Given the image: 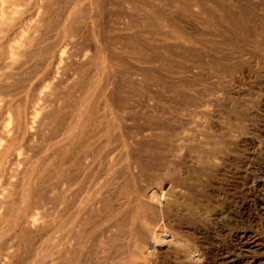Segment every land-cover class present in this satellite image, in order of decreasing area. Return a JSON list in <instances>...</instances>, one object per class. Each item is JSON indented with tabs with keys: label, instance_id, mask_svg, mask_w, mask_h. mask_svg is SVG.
<instances>
[{
	"label": "bare ground",
	"instance_id": "1",
	"mask_svg": "<svg viewBox=\"0 0 264 264\" xmlns=\"http://www.w3.org/2000/svg\"><path fill=\"white\" fill-rule=\"evenodd\" d=\"M86 1L89 2L90 9L92 10V14L90 17L92 18V20L94 19L96 21V22H94L93 27H95V28L97 27V29H94L93 32L91 31V27H90V32L93 33V36L90 35V37L92 36L93 37L92 39H94L97 42L95 44V46L97 47L99 54H101L103 56V63H104L105 69H109V68L111 69L112 65L114 64L113 63V57L117 54L118 49L116 50V54L112 55V49H111L110 45L105 42V40H104L105 38L102 39V36L104 35V32H103L104 28L102 29V27H103L102 25H104V23H106L105 22L106 21V19H105L106 15H103V13H101V12L98 13V6H99V9H100V7L104 8L106 3L111 5V4L115 3V0H86ZM125 1H127V0H125ZM182 1L185 2L184 0H182ZM182 1L179 2V3H181L180 4L181 6H183ZM213 1H216V0H213ZM56 2L59 4V0L58 1L57 0H36L35 12L33 15L31 14V16L28 17V16H25V14H26V12L28 13L29 8L31 7V5H33L32 0H0V118H2V116L5 115V117H3L4 132L2 134V137L0 138V264H243L244 263L243 258L235 257V256H233L232 252L227 251L230 248V246H232V244L234 243L235 240H237V239L240 240L241 247H242L241 249H249L250 251L252 250V251H255L256 253L264 250V240L262 238H258L257 240H254L253 242H251V241L249 242L247 240L248 231H249V230L247 231V228L239 227V228H242L243 230L246 229L244 231H241V233H238L239 228L237 229V233L230 231L231 221L233 220L232 217H234L235 215L239 219H241L242 222H245L246 225H247V222H249V224H250V220L253 219L251 217V205H252L253 199L251 200L252 195L250 194L252 189H250V191L245 189V186H244L245 183L243 182L244 185L240 188V190L233 193L234 190L231 189L233 186L232 185L233 182L231 183V181H230L232 179V177L230 179L229 176L227 175L228 170H227L226 164H222V162H221L222 165L218 164L216 161L218 156L216 157L214 152H212L211 150H203L201 152V153H203L202 155H201V153H197V148L194 147V145L190 144L189 139L186 138L188 136L187 132L192 131V128L190 126L192 124V122L189 121L190 119L184 120L182 118V120H179V121H182L181 130H183V132L185 134V137L183 139H181L182 143L184 142V144L175 148V150L167 149V150H160V152H157L159 154L156 156V159L149 163L150 165H152V172L154 175L152 176L151 174H149L147 177V172L145 171V169L143 167L145 165L142 164L140 161L141 158H143L142 151L144 149L139 150V148H142V147L137 148L138 147L137 145H134V144L131 145L130 144V147H127V148L125 147V149H122V148L121 149H117V148H105V149H103L104 148L103 147L102 148L103 150H102L100 148V147H102L100 142L102 141L103 138L109 137V135L111 133H113V135L115 136V133L117 132L116 129L121 130V122L123 120V118L121 116V110L124 106H121V104L119 103L121 101V98H119L120 101L118 102V99H117L118 97L112 89H109L106 92L103 91L105 93L103 94L104 95L103 98L101 95L102 99L99 98V100H98V98H97L98 95L96 98L93 99V97H91V92H90L91 89L86 91V89L89 87H87V88L82 87V85L84 84V81L82 78V82H83L82 85H80V83L77 82L74 86H71V85L66 86L69 83L68 84L64 83V84H66L65 85L66 87L62 86L65 89L61 92L60 95L58 94L59 97H58V95L54 96V97L57 96V98L59 99L58 103H55L53 101L54 104L52 106L47 105V104H51V103H49L48 100H50V99H48V97L46 96L47 99L45 102H48L46 105L50 106L49 108L45 107L46 106L45 105L44 108H41L39 110L30 109L28 106L29 101L28 100H22L23 98L18 100V101H13V100L8 101L9 98L15 97L14 96L15 95V89H16L15 81L22 77V75L24 74V71L26 70V67L28 66V62L32 57H35V56H36V58L38 57L39 62L40 61H44V62L47 61V63H49L48 59H50L52 52H54L53 49H55L54 47L57 44L55 42H51V39L53 37L54 32L55 31L57 32V30H58V28L56 29V27L54 25V27L56 29L54 31L53 24H52V20H53L52 18L54 16V13L56 12L55 10L57 9V8L56 9L54 8L57 5ZM165 2L166 1H164L162 3H165ZM168 2L170 3L169 0H168ZM172 2H173V0H172ZM177 2H178V0H177ZM188 2H187V5L189 6L190 5L189 3H191L190 6L192 7V2H189V3ZM211 2H212V0H211ZM228 2H230V1H228ZM76 3L78 4V2H76ZM132 3H134V2L132 1ZM66 4H67V2H66ZM154 4L155 3H153V5ZM166 4H168V3H165V5ZM196 4H201V3H196ZM232 4H234V3H232ZM240 4H242V3H240ZM138 5H140V4H138ZM113 6H115V5H113ZM134 6H136V5H134ZM83 7L86 8L87 6H83ZM136 7H138V6H136ZM172 7H174V6H172ZM234 7H232V8L234 9ZM68 8H70V6H68ZM95 8H97L96 12L93 11V9L95 10ZM109 8H111V6ZM118 8H119V5H118ZM156 8H159V7H156ZM156 8H154V10H156ZM161 8H162V4H161ZM165 8H166V6H165ZM170 8H171V6H170ZM170 8L168 7V9H170ZM184 8H185V6H184ZM196 8H197V5H196ZM207 8H206V10H207ZM214 8H219V7H214ZM222 8L223 7L221 6V9ZM71 9H72V7H71ZM132 9H135V8L133 7ZM230 9H231V7H230ZM78 10H80V9H78ZM78 10L74 8V10L68 14L66 21H65V24H63L64 26L62 27V29H60L61 32H59V37L62 36V38H59V39H60V41L62 39L61 42L66 41V43H67L68 41H70L71 38L69 36L74 35V30H76L77 29L76 27L80 24V17H82V16ZM177 10H179V8ZM222 10H224V9H222ZM196 11H198V8ZM66 12H69V11H66ZM124 12L125 11H123V13ZM142 12H141V14L145 17L144 11H142ZM187 12H188V10H187ZM237 12H239V11H237ZM237 12L235 13V11H234L233 13L237 14ZM88 13H89V11H88ZM200 13H201V11H200ZM203 13H204V15H208L207 13L205 14V12H203ZM203 13H201L202 16H203ZM222 13L224 14V13H229V12L223 11ZM222 13H219V14H222ZM84 14H85V12H84ZM84 14H83V16H84ZM112 14H108V15H110V17H111ZM157 14H158V17H157L158 20H156V22L158 23L160 18H159V13H157ZM157 14H155V15H157ZM161 14H163V13H161ZM60 15H62V13ZM124 15L126 16V14H124ZM192 15H193V12H192ZM195 15H196V13H195ZM198 15H199V13H198ZM131 16L132 15L130 14V17ZM174 16H177V15H174ZM181 16H182V13H181ZM237 16H238V14H237ZM63 17L61 19L64 20L65 18H63ZM135 17H137V16H135ZM153 17H154V15H153ZM163 17H164V15H163ZM165 17H166V15H165ZM208 17H209V15H208ZM214 17H216V16H214ZM221 17H223V16H221ZM229 17H232V16L229 15ZM126 18H128L127 25L129 26V22L131 19H129V17H126ZM145 18H147V17H145ZM177 18H179V17H177ZM177 18H175V19H177ZM198 18H195V19L197 20ZM225 18L223 17V19H225ZM85 19H84V22H85ZM208 19H210V18H208ZM208 19H207V22H208ZM60 20H59V23H63V20L61 22H60ZM109 20H107V22ZM115 20H117V19H115ZM188 20H190V19H188ZM196 20H194V21H196ZM199 20H201V19H199ZM225 20H228V16ZM229 20H230V18H229ZM232 20L233 19H231V22H232ZM57 21H56V23H58ZM87 21H89V20H87ZM122 21L124 23L125 19ZM143 21H144V18H143ZM210 21L211 20H209V22ZM82 22L83 21H81V24H82ZM121 22L119 24H121ZM135 22H133L132 24H134ZM162 22H164V21L162 20ZM162 22L160 21L161 25H162ZM175 22L176 21H174V23ZM207 22H205V24ZM136 23H138V22H136ZM149 23L150 24L152 23V25H154L150 19H149ZM154 23H155V21H154ZM177 23H175V24H177ZM234 23H236V22H234ZM81 24L79 26H82V28H83V25H85V24H83V25H81ZM90 24H92V22ZM109 24H110V22H109ZM109 24H108V26H109ZM112 24L113 23H111V25ZM140 24L142 25V23L137 24L139 28L144 26L143 25L140 27L139 26ZM165 24H168V23H165ZM165 24H163V26H165ZM116 25L118 26V24H116ZM186 25H187V23H186ZM123 26H124V24H123ZM146 26H144L143 28L147 29V28H145ZM205 26H206V28L208 27L207 25H205ZM211 26H213V24H211ZM120 27H121V25H120ZM170 27L171 26H169L168 29H170ZM184 27H182V28H184ZM192 27H194V26H192ZM87 28H89V27L87 26ZM189 28L191 31L192 30L191 27H189ZM208 28H210V27H208ZM212 28L214 29V27H212ZM228 28H229V26H228ZM111 29L109 28V30H111ZM158 29L160 31H162L161 29H164V28H161V29L158 28ZM186 29H188V28H186ZM193 29L196 30V28H193ZM204 29H205V27H204ZM126 30H128V28ZM147 30H150V29H147ZM177 30H179V29H177ZM177 30H175V32ZM226 30H227V28H226ZM113 31H116V28ZM151 31L153 32V30H151ZM170 31H171V29H170ZM188 31H189V29H188ZM202 31H204V30H202ZM83 32H87L86 29L83 30ZM106 32H107V30H106ZM118 32H119V30H118ZM121 32L123 33V30H121ZM183 32H184V30H183ZM185 32H187V31H185ZM220 32L222 33V31H220ZM60 33H61V35H60ZM116 33H117V31H116ZM153 33H155L154 36L159 35L155 31ZM153 33H150V34H153ZM180 33H182V31ZM79 34L77 33L78 36H80ZM224 34H225V32H224ZM227 34L232 36V34L231 33L229 34V32ZM162 35L163 34H161V36ZM225 36L227 37V35H225ZM68 37L70 38V40H68L69 39ZM108 37H110V34ZM120 37H121V35H120ZM193 37L195 38L196 36L193 35L191 37L192 40H193ZM167 38L169 39L170 37H167ZM173 38H175L174 40L177 41L176 44L175 43L174 44L178 45L180 50L185 49V46H186L188 41H192V40L187 41V39H185L186 37L184 38V36L180 37V38H176V37H173ZM252 38H254V37H252ZM53 39H55V38H53ZM72 40H74L73 37H72ZM139 40H140V38H139ZM143 40H145V39H143ZM89 41H91L90 38L88 39V44H89ZM110 41L112 43H114L112 40H110ZM127 41H128V39H127ZM159 41H160V39H159ZM164 41H166V40H164ZM171 41H172V39H171ZM72 42H74V41H72ZM143 42H142V44H144ZM149 42L152 44L151 41H149ZM135 43H137V42H135ZM159 43L161 44L162 41ZM190 43L193 44V41ZM137 44H135L136 47H137ZM69 45H70V43H69ZM75 45H77V44H74V46ZM153 45H155V43ZM59 46H60V44H59ZM132 46H133V44H132ZM138 46H140V45L138 44ZM127 47H125V48L127 49ZM189 48L192 49V47H190V46H189ZM76 49H78V48L76 47ZM131 49H133V48H131ZM143 49H144V47H143ZM143 49H141V50H143ZM170 49L173 50L174 48H170ZM119 50H121V49H119ZM148 50H150V49H148ZM151 50H153V49H151ZM168 50L169 49H167V51ZM176 50H177V48H176ZM228 50H230V49H228ZM61 51H64V49ZM124 51H126V50H124ZM145 51H147V50H145ZM145 51H143L144 54L146 53ZM181 51H183V50H181ZM59 52H60V50H59ZM67 52H68V49H67ZM98 52H97V54L95 52H93V53L98 55ZM135 52H136V50H135ZM153 52H155V51H153ZM232 52H233V50H232ZM93 53H91V51H90L89 54L91 55ZM156 53H158V51ZM185 53L186 52H184V54ZM123 54H127V53L124 52ZM170 54L171 53H169V56H170ZM178 54H180V53L178 52ZM134 55H136V54H134ZM166 55H167V53H166ZM175 55H176V53H175ZM215 55H216V52H215ZM57 56H59V55H57ZM64 56H66V55H65V53L63 54V52H62L60 58L63 59ZM102 56H101V59H102ZM145 56H147V53ZM66 57H68V56H66ZM77 57H78V54H77ZM84 57L85 56H83L82 61L84 60ZM94 57L96 58V56H94ZM51 58H53V57H51ZM78 58H80V57H78ZM152 58H154V57H151V59ZM57 59L59 60V62H61L60 61L61 59H59V57ZM68 59H71V58H68ZM87 59L88 58H86L85 61H87V63L90 64L89 62L91 60H89V59L87 60ZM160 59L161 58H159V60ZM33 60H34V58H33ZM36 60H35V62H36ZM66 60H65V62H66ZM134 60L135 59H133V61ZM68 61L69 60H67V62ZM75 61H76V59H75ZM136 61H138V60H136ZM153 61H151V62L153 63ZM161 61L158 63H161ZM164 61L165 60H163L162 63ZM167 61H169V60H167ZM172 61H174V60H172ZM172 61H171V64H172ZM183 61H185V60H183ZM187 61H185V62H187ZM55 62H58V61L56 60ZM98 62H101V61L98 59ZM31 63H32V61H31ZM83 63H84V61L80 65L76 63V65L81 66L78 69H79V72L82 74H84L83 72L85 71L83 69H85V67L87 66V65L86 66L83 65ZM141 63H144V62H141ZM147 63H150V62L147 61ZM164 63H166V62H164ZM169 63H168L167 67H169V65H170ZM65 64L63 61V66ZM180 64H181V62H180ZM186 64L187 63H185V65ZM48 65H50V64H48ZM99 65H101V64H99ZM99 65L96 67L100 68ZM162 65L164 66V64H162ZM175 65H173L174 69H175ZM29 66L27 68H29ZM35 66H36V64H35ZM63 66L61 65L60 69H59V67L57 69H59L60 71L61 70L64 71L65 70L64 68L66 66H64V68H63ZM74 66H75V64H74ZM82 66H84V68ZM102 66H103V64H102ZM163 66L160 65V68ZM171 66H170V69H172ZM182 66H183V64H182ZM182 66L179 65V67H182ZM46 67L48 68V66H46ZM67 67H70V66L68 65ZM121 67H122V65H121ZM89 68H87V69H89ZM97 68L94 70V72L96 70L97 71L99 70ZM123 68H124V65H123ZM182 68H180V69L178 68L179 71H181ZM67 69H69V68H67ZM72 69H74V67L71 68V70ZM78 69H77V71H78ZM165 69H167V68H165ZM184 69H187V68H184ZM28 70L29 69H27L26 71H28ZM199 70H200V68H199ZM26 71H25V73H29ZM90 71L92 74L93 70H90ZM134 71L138 72V70H134ZM192 71H194V70L192 69ZM99 72H100V70H99ZM181 72H183V71H181ZM187 72H189V71H187ZM31 73H32V71H30V74ZM59 73L61 74L62 72H59ZM120 73H122V72H120ZM138 73H142V72H138ZM72 74H74V72H72ZM88 74H90V73H88ZM133 74L137 75L135 73H133ZM162 74H163V76L161 74L159 75L161 78L164 77V75H165L164 73H162ZM172 74L173 73H171V75ZM190 74H191V72H190ZM57 75H58V72H57ZM74 75H76V74H74ZM96 75H99V74L96 73ZM166 75H167V73H166ZM169 75H167V76H169ZM187 75H188V73H187ZM195 75L196 74H194V76ZM67 76H69L68 73H67ZM77 76H78V80L81 81L79 78L80 76L79 75H77ZM75 77L73 76V78H75ZM112 77H115V76L112 75ZM198 77H199V75H198ZM203 77L204 76H202V78ZM208 77H210V76H208ZM69 78L70 77H68L67 79H69ZM88 78L91 79V81L93 80L90 77H88ZM22 79H24V78H22ZM63 79H65V78H63ZM84 79L86 80L85 77H84ZM145 79H146V77H145ZM173 79H171V80H173ZM59 80L60 79L58 78L57 81H59ZM106 80H107V78H106ZM116 80L118 81V79H116ZM183 80L187 81L188 79L187 80L183 79ZM57 81H56V83H57ZM88 81L89 82L87 83V80H86L85 85L86 84L90 85L89 84L90 80H88ZM102 81H105V80L103 79ZM120 81H121V79H120ZM180 81H181V79H180ZM196 81H198V80H196ZM202 81H203V79H202ZM41 82H38V83H40V85H41ZM63 82H66V80L65 81L63 80ZM71 82H73V80ZM51 83H53V82H51ZM54 83H55V81H54ZM93 83H96V82H93ZM159 83L160 82H158V84ZM170 83H172V82H170ZM191 83H192V81H191ZM62 84L63 83H61V85ZM70 84H72V83H70ZM105 84H106V82H105ZM117 84H118V82H117ZM135 84H136V82H135ZM193 84H191V86ZM40 85H39V87H40ZM50 85L51 84L48 85L46 83V85H44V86L46 88H48V90L50 91V89H51ZM59 85H60V83H59ZM88 85H86V86H88ZM106 85H108V84H106ZM122 85H123V83H122ZM160 85H161V83H160ZM160 85H159V87H161ZM166 85H169V84H166ZM177 85H178V82H177ZM35 86L38 87V85H36V84H35ZM53 86H54V84H53ZM126 86L127 85H125L124 87H126ZM137 86H136V88H138ZM197 86H198V84H197ZM199 86H201V85H199ZM49 87H50V89H49ZM118 87H119V85H118ZM124 87H123V89H124ZM155 87L156 86H154L153 89H155ZM181 87H183V86H181ZM185 87H187V86H185ZM185 87L183 89V94H182L183 98L180 97L182 101L180 100L178 103L174 101L175 102L174 105L177 106L180 114L184 111L186 112V111L190 110L191 109L190 107H192V106H193V108H196L195 110H198L197 107H199L202 104L199 102V100L195 101L194 103L192 102V104H190L191 103L190 100H188L184 94V93H186ZM188 87L190 88L189 85H188ZM193 87L194 86H192V88ZM36 88H35V90H37ZM102 88H104V87H102ZM134 88L132 90H135ZM207 88H209V87H207ZM32 89H33V87H32ZM84 89H85V91H84ZM120 89L122 90L121 87H120ZM126 89L128 90V88H126ZM168 89L171 90V88H168ZM211 89H212V87H211ZM222 89H223V87H222ZM20 90H21V88H20ZM129 90H131V89H129ZM164 90L166 91V89H164ZM164 90H163V92H164ZM56 91H59V90H56ZM98 91L100 92V90H98ZM160 91L162 92V90H160ZM116 92H118V91H116ZM122 92H123V90H122ZM42 93H43V91H41V94ZM44 93H46V92H44ZM47 93H48V91H47ZM133 93L134 92H132V94ZM139 93H141V92H138L137 94H139ZM173 93H176V92H173ZM54 94L55 93H53V95ZM158 94L160 95V93H158ZM188 94L189 93H187V95ZM93 95H94V93H93ZM189 95H188V97L192 96V95L191 96H189ZM132 96H134V95H132ZM162 96H163V93H161V97ZM164 96H166V94ZM178 96H180V95H178ZM33 97L30 99L34 100ZM43 97H45V96H43ZM43 97H41V100H43L42 99ZM49 97H51V96H49ZM54 97H52V98L54 99ZM167 97H169V96H167ZM141 98L143 99V97H141ZM176 98H177V96H176ZM176 98H175V100H178ZM205 98H206V96H205ZM151 99H152V97H151ZM171 99H172V97H171ZM191 99H193V98H191ZM95 100H98V101H95ZM124 101H126V100H124ZM30 102H31V100H30ZM35 102H36V99H35ZM35 102H34V104H35ZM45 102H44V104H45ZM208 102H211V101H208ZM44 104L39 105V106L43 107ZM126 104L128 105V102ZM140 104H141V102H140ZM165 104H166V102H165ZM171 105L172 104H170V106ZM151 107H152V104H151ZM156 107L154 106V108H155L153 110L154 112L157 111ZM127 110H129V108ZM161 110H162V107H161ZM165 110H167V109H164V111ZM141 111H143V110H141ZM143 112L145 113V109ZM150 112L152 114H154V112H152V111H149L147 113H150ZM151 113H150V115H151ZM195 113H197V112H195ZM155 114H156V112H155ZM150 115H148V116H150ZM158 115H159V112H158ZM158 115H157V118H158ZM167 115L168 114L166 113V116ZM207 115H208V113H207ZM130 117H132V116H130ZM133 117H135V115ZM160 117H161V114H160ZM196 117L198 118V116H196ZM172 118H173V115H172ZM127 119H129V118H127ZM131 119H129L130 122H132ZM134 119H136V118H134ZM176 119H178V118H176ZM185 119H188V118L186 117ZM140 121H141V119H140ZM164 121H166V120H164ZM155 122H157V121H155ZM136 123H137V121H135V124ZM143 124H144V122H143ZM147 124H150V123H147ZM151 125L153 127L155 124L154 125L151 124ZM160 126H163V125L161 124ZM189 126H190V128H189ZM193 126H194L193 132H196V135H197V133H200L201 136H205V134H206L205 131H206L207 127H204V126L198 125V124H194ZM144 127H145V125H144ZM177 128L175 130H177ZM143 129H145V128H143ZM156 129H158V126ZM173 129H171V130H173ZM212 129H213L212 131H214L213 127H212ZM125 130H127V129H125ZM178 130H179V128H178ZM181 130H180V132H181ZM146 132H149V131H147V129H146ZM164 132H165V130H164ZM173 133H175V132H173ZM158 135H160V134H158ZM161 135H162V133H161ZM209 135H207V136H209ZM155 136H157L156 132H155ZM157 137H159V136H157ZM118 138L119 137H117V139H115V137H114L113 139L117 140V142H118ZM167 138H169V136ZM110 139L111 138H109V140H108L109 144L112 141V140L110 141ZM193 139H191V140H193ZM201 139H202V137H201ZM115 140H114V142H115ZM129 140L131 141V139H129ZM172 140L174 141V139H172ZM153 141H154V139H153ZM131 142H133V141H131ZM163 142H165V140ZM175 142H176V140H175ZM193 142H195V140ZM203 143H202V145H203ZM207 143H209V142H207ZM214 143H216V141ZM121 144H122V140H121ZM135 144H137V143H135ZM105 145H106V143H105ZM116 145H118V144H116ZM167 145H169V144H167ZM45 146H47V149ZM119 146H118V148H119ZM42 147L45 148L42 150V152H44L43 153L44 155L43 156L41 155L42 157L39 160H37L38 162H35L34 164L32 163L33 165L29 166L32 158H34V157H36V155H38L37 152ZM214 147H215V145H214ZM37 149H38V151H37ZM149 149H150V147L148 146V149L146 148V150L148 151ZM202 149H204V148L202 147ZM219 149L217 151H222ZM151 150H153V148ZM154 150H155V148H154ZM200 150H201V148H200ZM212 150H214V149L212 148ZM16 152H19L18 153L19 158L16 162L14 161L15 164H14V169L12 170L13 172L8 174L7 171L3 169L4 165L6 164L7 159L13 153H16ZM225 159H227V157ZM225 159L223 161H225ZM178 161H180L181 164H178L179 163ZM23 165L24 166L26 165L28 167H27V169H25V171L22 172V171H20V167H22ZM228 166H229V164H228ZM236 171H238V170H236ZM240 174H241V172H240ZM234 179H237V177ZM238 181H241V180H238ZM243 183H241V184H243ZM254 189L255 190H253V191H256V188H254ZM260 191H261V189H260ZM241 221H240V223H241ZM238 222H239V220H238ZM237 224H239V223H237ZM4 240L6 241L5 244L2 242ZM1 246H2V248H3L2 250L4 252L1 251ZM222 248H226L227 253H225V252L222 253V251H223ZM244 253H245V251H244ZM253 263H250V264H253Z\"/></svg>",
	"mask_w": 264,
	"mask_h": 264
},
{
	"label": "rangeland",
	"instance_id": "2",
	"mask_svg": "<svg viewBox=\"0 0 264 264\" xmlns=\"http://www.w3.org/2000/svg\"><path fill=\"white\" fill-rule=\"evenodd\" d=\"M32 1H33V5H31V7L29 8V11L27 10L28 13L26 12L25 16L30 17L31 14L33 15L34 12H35L36 0H32ZM83 1L82 0L81 1L80 0H61V1L59 0V4L56 2L58 6L56 5V7H54L55 9L56 8L57 9L55 10L56 12L54 11L55 12L54 13L55 17L53 16V18H52L53 19L52 20V24H53L54 31L57 28H58V30H57V32L56 31L54 32L53 37L51 39V42L57 43L55 45V47H54L55 49H53L54 52H52L53 56L51 55V57H53V58L50 57V59H48L49 63H47V61L46 62H44V61H40L39 62L38 61V57L36 58V56L32 57L29 60V62H28V66L30 65L29 68H27L28 66L26 67V70L27 69H29V70L28 71L25 70L26 72H29V73H25V71H24V74H23L24 76L22 75V77L20 79L16 80L17 82L15 81V85H16L15 95H14L15 97L9 98L8 101L9 100L10 101L11 100L18 101V100L23 98L22 100H28L29 101L28 102L29 103L28 106H29L30 109L39 110L41 108H44V106L48 103V102H45L47 97H48V99L51 100V101L48 100L49 103H51V104H47V105H51L52 106L54 104L53 101L55 103H58L59 99L57 98V96L56 97H54V96L58 95V94L59 95L61 94V92L65 89L62 86H65L68 83L69 84L66 85V86H69V85L74 86L77 82L80 83V85H82V83H83L82 82V78H83V81H84V84H83L84 86L82 85V87L83 88L84 87H86V88L89 87L87 89L85 88L86 91L91 89L90 92H91V97H93V99L96 98L97 95H98V97H97L98 100H99V98H101V95H102V98H103L104 97L103 94L107 90L112 89L116 93V95L118 97L117 98L118 102L120 101L119 98H121V101L123 102L122 103L120 101L119 103L121 104V106H124L122 108V110H121V116H122L124 121L122 120V122H121V130H117L116 129L117 132L115 133V136L113 135V133H111L112 135L110 134L109 137H106V138L102 139V141L100 142L102 147H100V148L102 149L104 147L103 149H105V148H117V149H121L122 148V149H125V147L126 148L130 147V144L131 145H133V144L137 145L138 146L137 148L142 147V148H139V150L140 149L141 150L144 149L142 151L143 158H141L140 161H141L142 164L145 165L143 167H144L145 171L147 172V177H148L149 174H151L152 176L154 175L153 172H152V165H150L149 163L156 159V156L159 154L157 152H160V150H167V149L175 150V148H177V147H179V146L184 144V142L182 143L181 139H183L185 137V134H184L183 130H181L182 121H179V120H182V118L184 120H189L190 119L189 121L192 122V124L190 125L191 128H192V131L191 132H187L188 136L186 138L189 139L190 144L194 145V147L197 148V153H201L203 150H211L212 152H214L216 157L218 156L217 159L220 161L219 162L216 159L218 164H220V165L226 164L227 170H228V174L227 175L229 176L230 179L232 177V179L230 181H231V183L233 182L232 183L233 186L231 188L232 190H234L233 193L236 192V191H239L240 188L244 185V183H245V185H244L245 189H247L248 191H250V189H252V191H251L252 193L250 192V194L252 196L251 195L250 196H251V200L253 199L252 201L254 202L253 203L251 201L252 202V205H251V217L253 219L250 220V224H249V222H247V225H246L245 222H242L241 219H239L235 215L234 217H232L233 220L231 221L230 231L234 232V233H237V229L239 227H245V228H247V231L249 230L248 231V236H247V240L249 242L250 241L253 242L254 240H257L258 238H262L264 240V185H263L264 184V0H233V1L232 0H227V1L226 0H216V1L212 0V2H211V0H184L185 2H183L182 0H178V2H177V0H173V2H172V0H169L170 3L168 2V0H162V1L161 0H155V1L154 0H147V1L146 0H141V1L140 0H137V1L136 0H131V1L129 0L130 2L128 0H127L128 2L125 1V0H117V1L115 0V3H113V4L110 3L111 5L106 3L104 8L100 7V9H99V6H98V13L101 12V13H103V15H106L105 16L106 21L104 20L106 23H104V25H102L103 26L102 29L104 28L103 29L104 35L102 36V39L105 38L104 39L105 42L110 45V47L112 49V55L116 54V50L118 49L117 50V54L113 57V63L114 64L112 65L111 69L110 68L109 69H105L104 63H103V56L101 54H99V52L97 50V47L95 46V44L97 42L94 39H92L93 38L92 37L93 33L90 32V27H91V31L92 32L94 31V29H97V27L96 28L93 27V24L96 21L94 19L92 20V18L90 17L91 14H92V10L90 9L89 2L86 1V0L84 2ZM132 1L134 3H132ZM164 1H166L165 3H168L171 6V8H170V6L168 4L165 5V3H162ZM181 1H182V5L183 6H181L180 5L181 3H179ZM186 1L187 2L188 1L192 2V7L193 8L190 6L191 3L188 2L190 4L188 6ZM228 1H230V2H228ZM66 2H67V4H66ZM76 2H78V4ZM153 3H155V4L153 5ZM196 3H201V4H196ZM232 3H234V4H232ZM240 3H242V4H240ZM138 4H140V5H138ZM156 4L157 5L159 4V5L157 6ZM161 4H162V8H161ZM113 5H115V6H113ZM118 5H119V8H118ZM134 5H136L138 7H136ZM196 5H197V8H198L199 12L196 11L197 10ZM212 5L214 7H219V8H214ZM68 6H70V8H68ZM83 6H87L88 8L86 7L87 8L86 9ZM110 6H111V8H109ZM165 6H166V8H165ZM172 6H174V7H172ZM184 6H185V8H184ZM221 6L223 7L222 9H224V10L221 9ZM71 7H72V9H71ZM131 7L132 8L134 7L135 9H132ZM156 7H159V8H156ZM168 7L170 9H168ZM230 7H231V9H230ZM232 7H234V9ZM74 8L77 9V10L80 9V10H78L81 13V16H82V17H80V24H81V21H83L81 25H83V24H85V25H83V28H82V26H79L80 25L79 24L76 27L77 29L75 28L76 30H74V35H72V36L70 35L69 36L71 38V40L68 37L69 38L68 40H70V41L67 40L68 41L67 43H66V41L61 42L62 39H61V41L59 39V38H62V36L59 37V32H61L60 29H62V27L64 26L63 24H65V21H66V18L68 16V14L70 12H72L74 10ZM154 8H156V10H154ZM176 8L177 9L179 8V10H177ZM206 8H207V10H206ZM187 10H188V12H187ZM66 11H69V12H66ZM88 11H89V13H88ZM93 11L96 12L97 8H95V10L93 9ZM123 11H125V12L123 13ZM142 11H144V15L147 18H145L141 14ZM200 11H201V13H203V12H205V14L207 13L209 15V17H208V15H204V13H203V16H202ZM223 11L224 12H229V13H224L223 14L222 13ZM234 11H235V13L237 11H239V12H237V14H238V16L239 15L240 16L238 17L237 14L233 13ZM84 12H85V14H84ZM192 12H193L194 16L192 15ZM194 12L196 13V15H195ZM61 13H62V15H60ZM82 13L84 14V16H83ZM150 13L151 14L153 13V14L151 15ZM157 13H159V18L161 19V20L159 19L158 23L156 22V20H158V18H157L158 14ZM161 13H163V14H161ZM181 13H182V16H181ZM198 13H199V15H198ZM219 13H222L223 15L219 14ZM108 14H112L111 17ZM124 14H126V16ZM130 14L134 18L132 16L130 17ZM155 14H157V15H155ZM134 15L137 16V17L139 16L140 18L139 17L137 18ZM153 15H154V17H153ZM163 15H164V17H163ZM165 15H166V17H165ZM174 15H177V16H174ZM226 15L228 16V20H225L227 18ZM229 15L232 16L233 18L229 17ZM214 16H216V17H214ZM221 16H223L224 18L226 17V18L223 19V17H221ZM62 17L65 18V19L64 20L61 19ZM126 17H129V19H131L130 22H129V26L127 25L128 18H126ZM177 17H179V18H177ZM207 17L210 18V19H208ZM143 18H144V21H143ZM148 18L151 20V22H153L154 25H152V23L151 24L149 23V19ZM175 18H177V19H175ZM195 18H198V19L196 20ZM229 18H230V20H229ZM84 19H85V22H84ZM115 19H117V20H115ZM124 19H125V22L123 23L122 20H124ZM188 19H190V20H188ZM199 19H201V20H199ZM207 19H208V22H209V20H211L212 22L210 21L208 23ZM231 19H233L232 22H231ZM59 20H60V22L63 20V23H59ZM87 20H89V21H87ZM107 20H109V21L107 22ZM162 20L164 22H162ZM194 20H196V21H194ZM56 21L58 23H56ZM135 21L138 22V23H136ZM154 21H155V23H154ZM160 21L162 22V25L160 24ZM174 21H176L175 23H177V22L178 23L175 24ZM91 22H92V24H90ZM109 22H110V24H109ZM120 22H121V24H119ZM133 22H135V23L132 24ZM205 22H207V23L205 24ZM234 22H236V23H234ZM107 23L109 24V26H108ZM111 23H113V24L115 23V24L111 25ZM139 23H142V25L141 24L139 25L140 27L143 26V25L144 26L147 25L145 28L150 29V30L144 29L143 28L144 26L139 28L138 25H137ZM165 23H168V24H165ZM186 23H187V25H186ZM210 23L213 24V26H211ZM116 24H118V26ZM123 24H124V26H123ZM163 24H165V26H163ZM54 25H55L56 29H55ZM120 25H121V27H120ZM205 25H207L210 28H208V27L206 28ZM87 26L89 28H87ZM169 26H171L170 27L171 31H170V29H168ZM188 26L191 27V29H192L191 31H190V28ZM192 26H194V27H192ZM228 26H229V28H228ZM157 27L160 28V29L164 28L165 30L161 29L162 31H160ZM182 27H184V28H182ZM204 27H205V29H204ZM212 27H214V29ZM109 28L110 29L112 28V29L109 30ZM115 28H116L117 33H116V31H113V30H115ZM127 28H128V30H126ZM176 28L179 29V30H177ZM186 28H188L189 31ZM193 28H196V30H194ZM226 28H227V30H226ZM82 29L83 30L86 29L87 32H83ZM201 29L204 30V31H202ZM106 30H107V32H106ZM118 30H119V32H118ZM121 30H123V33L121 32ZM151 30H153V32L155 31L159 35L154 36L155 33H153ZM175 30H177L176 31L177 33L175 32ZM183 30H184V32H183ZM181 31H182V33H180ZM185 31H187V32H185ZM220 31H222V33ZM76 32L78 34L80 33L79 34L80 36H78ZM149 32L153 33V34H150ZM224 32H225V34H224ZM228 32H229V34L231 33L232 36L228 35L227 34ZM109 34H110V37H108ZM161 34H163L164 36L166 35L167 37H170V38L168 39L166 36H165L166 37L165 38L163 35L161 36ZM60 35H61V33H60ZM90 35H92V36L90 37ZM120 35H121V37H120ZM193 35L196 36L195 37L196 39L193 37V40H192L191 37ZM225 35H227V37ZM87 36L91 39V41H89V44H88V39L89 38ZM183 36H184V38L186 37L185 39H187V41L188 40H192L193 41V44L190 43L192 41H188L186 46H185V49H181L184 52H186L185 54H184L183 51L180 50L178 45H175L177 41H175L174 40L175 38H173V37L180 38V37H183ZM72 37H73L74 40H72ZM252 37H254V38H252ZM53 38H55V39H53ZM139 38H140V40H139ZM127 39H128V41H127ZM143 39H145V40H143ZM159 39H160V41H159ZM171 39H172V41H171ZM110 40H112L114 43H112ZM164 40H166V41H164ZM72 41H74V42H72ZM149 41H151L152 44ZM158 41L159 42L162 41V43L160 44ZM135 42H137L141 47L138 46V44L135 43ZM142 42L144 44H142ZM69 43H70V45H69ZM154 43H155V45H153ZM59 44H60V46H59ZM74 44H77V45L74 46ZM132 44H133V46H132ZM135 44H137V47H136ZM189 46L192 47V49L189 48ZM76 47L78 49H76ZM125 47H127V49ZM143 47H144V49H143ZM131 48H133V49H131ZM170 48H174V49L172 50ZM176 48H177V50H176ZM63 49H64V51H61ZM67 49H68L69 53L67 52ZM119 49H121V50H119ZM141 49H143V50H141ZM148 49H150V50H148ZM151 49H153V50H151ZM167 49H169V50L167 51ZM228 49H230V50H228ZM59 50H60L61 53L62 52H63V54L65 53V55L68 56V57L64 56L63 59H61L60 58L61 57V53L59 52ZM124 50H126V51H124ZM135 50H136V52H135ZM145 50H147V51H145ZM232 50H233V52H232ZM90 51H91V53L95 52L96 54L98 52V55H96L95 53L91 54L92 56L93 55L96 56V58L94 56L92 57L89 54ZM143 51H145L147 53V56H145L146 53L144 54ZM153 51H155V52H153ZM157 51H158V53H156ZM122 52L123 53L125 52L127 54H123ZM178 52L180 54H178ZM215 52H216V55H215ZM166 53H167V55H166ZM169 53H171V54L173 53V54L172 55L170 54V56H169ZM175 53H176V55H175ZM56 54L59 55V56H57ZM77 54H78V57H80L81 59L77 57ZM134 54H136V55H134ZM100 55L102 56V59H101ZM83 56H85L86 58L91 60L90 62L88 61L90 63V64H88L87 61H85L86 58L84 57L83 65H85V66L87 65L86 67L87 68L90 67L89 69L93 70V72H94V70L97 68L96 66L101 64V65H99L100 68L99 67L97 68V69L100 70V72H99V70L98 71L96 70L94 73L92 72V74H93L92 75L91 71L85 67V69H83V70L86 71V72L85 71L83 72L85 75L80 73L78 68L81 67V66L76 65V63L79 64V65L82 64ZM58 57H59V59H61L60 60L61 62H59V60L57 59ZM151 57H154L155 59L154 58L151 59ZM33 58H34V60H33ZM68 58H71V59H68ZM159 58H161V59L159 60ZM66 59L69 60V61L67 62ZM75 59H76V61H75ZM98 59L101 62H98ZM133 59H135V60L133 61ZM35 60H36V62H35ZM56 60L59 63L55 62ZM62 60L64 61V64L66 63L64 66H66L67 64L70 66V67H67L68 65L66 66L69 69H67L66 67L64 68ZM65 60H66V62H65ZM136 60H138V61H136ZM161 60L162 61L165 60L164 62H166V63H164V62L162 63ZM167 60H169V61H167ZM172 60H174V61H172ZM183 60H185V61L188 60V61L185 62ZM31 61H32V63H31ZM147 61H149L150 63H147ZM151 61H153L154 64ZM160 61H161V63H158ZM171 61H172V64H171ZM141 62H144V63H141ZM180 62H181V64H180ZM168 63L170 64L169 67H167ZM185 63H187V64L185 65ZM35 64H36L37 67L35 66ZM48 64H50V65H48ZM74 64H75V66H74ZM102 64H103V66H102ZM162 64H164V66ZM178 64L180 66H182V64H183V66H182L183 68L179 67ZM45 65L48 66V68ZM61 65L65 69L64 70L62 68L64 71H62V70L60 71L59 70ZM121 65H122V67H121ZM123 65H124V68H123ZM160 65L163 66L164 68L163 67L160 68ZM173 65H175V69H174ZM170 66L172 67V69H170ZM58 67H59V69H57ZM73 67H74L75 70L74 69L71 70V68H73ZM82 67L84 68V66H82ZM177 67L179 69L182 68L181 71H183V72L179 71V69ZM165 68H167V69H165ZM184 68H187V69H184ZM199 68H200V70H199ZM77 69H78V71H77ZM192 69L194 71H192ZM134 70H138V72H142V73H138L137 71H134ZM30 71H32L31 74H30ZM187 71H189V72H187ZM57 72H58V75H57ZM59 72H62V73L60 74ZM72 72H74V74H76V75L72 74ZM120 72H122V73H120ZM190 72H191V74H190ZM67 73H68L69 76H67ZM88 73H90V74H88ZM96 73L99 74V75H96ZM133 73H135L137 75H134ZM162 73H164L165 75H164V77L161 78L159 75L161 74L163 76ZM166 73H167V75H169V74L171 75V73H173V74L175 73L174 74L175 76L173 74L171 76L170 75L167 76ZM187 73H188V75H187ZM194 74H196V75L194 76ZM77 75L80 76L79 78H80L81 81L78 80V76ZM112 75L115 76V77H112ZM198 75H199L200 78L198 77ZM201 75L204 76V77L202 78ZM73 76L74 77L76 76V77L73 78ZM87 76L92 78L93 80L91 81V79H89ZM208 76H210V77H208ZM57 77L60 79L59 81H57L58 80ZM68 77H70V78L67 79ZM84 77L86 78L87 83L89 82L88 80H90V83H89L90 85H88V84H86L88 86L85 85L86 80L84 79ZM145 77H146L147 80L145 79ZM22 78H24V79H22ZM63 78H65V79H63ZM106 78H107V80H106ZM170 78L171 79L174 78V79L171 80ZM103 79L105 81H102ZM116 79H118V81ZM120 79H121V81H120ZM180 79H181V81H180ZM183 79H185V80L188 79V80L184 81ZM202 79H203V81H202ZM53 80L55 81V83L57 81V83H56L57 85L54 83ZM63 80L64 81L66 80V82H63ZM72 80H73V82H71ZM196 80H198V81H196ZM191 81H192V83H191ZM38 82H41V85ZM51 82H53V83H51ZM93 82H96V83H93ZM105 82L108 85H106ZM117 82H118V84H117ZM135 82H136V84H135ZM158 82H160L161 85H160V83L158 84ZM170 82H172V83H170ZM177 82H178V85H177ZM46 83L48 85L51 84L50 85L51 89L49 87L50 91L48 90V88H46L44 86V85H46ZM59 83H60V85H59ZM61 83H63V84L61 85ZM64 83H66V84H64ZM70 83H72V84H70ZM122 83H123V85H122ZM35 84L38 85V87L35 86ZM53 84H54V86H53ZM166 84H169V85H166ZM187 84L190 86V88L188 87ZM191 84H193L192 85V86H194L193 88H192ZM197 84H198V86H197ZM39 85H40V87H39ZM118 85H119V87H118ZM125 85H127V86L124 87ZM153 85L156 86L155 89H153V87H154ZM159 85L161 87H159ZM199 85H201V86H199ZM136 86L138 88H136ZM181 86H183V87H181ZM185 86H187L188 88L185 87ZM32 87H33L34 90L32 89ZM102 87H104V88H102ZM120 87L122 88L123 92L120 89ZM123 87H124V89H123ZM184 87H185V90H186V93H184V94L187 97V99L190 100V102H191L190 104H192V102L194 103L197 100H199V102L202 103V104L199 107H197L198 110H195L196 108H193V106L191 105L192 107H190L191 108L190 110H188L186 112L184 111V112H182L180 114L179 113V109L177 108V106L174 105V103L175 102L178 103L181 100L180 97L183 98L182 94H183ZM207 87H209L210 89L207 88ZM211 87H212V89H211ZM222 87H223V89H222ZM20 88H21V90H20ZM35 88L37 90H35ZM126 88H128V90L129 89H131V90L128 91ZM133 88L135 90H132ZM168 88H171V90L168 89ZM85 89H84V91H85ZM164 89H166V91ZM56 90H59V91H56ZM98 90H100V92ZM160 90H162V92ZM163 90H164L165 93L163 92ZM41 91H43L42 94H41ZM47 91H48L49 94L47 93ZM103 91H105V92H103ZM116 91H118V92H116ZM172 91L176 92V93H173ZM44 92H46L48 95L46 93H44ZM92 92L94 93V95H93ZM132 92H134V93L132 94ZM138 92H141V93L137 94ZM53 93H55V94L53 95ZM158 93H160V95ZM161 93H163L162 97H161ZM187 93L190 94V95L188 94L189 96H191V95L192 96L188 97ZM131 94L134 95V96H132ZM165 94H166V96H164ZM42 95L45 96V97H43ZM59 95H58V97H59ZM178 95H180V96H178ZM49 96H51V97H49ZM167 96H169L170 98L167 97ZM176 96H177V98H176ZM205 96H206V98H205ZM32 97L34 98V100L30 99ZM41 97H43L42 99L44 101L41 100ZM52 97H54V99ZM141 97H143V99ZM151 97H152V99H151ZM171 97H172V99H171ZM147 98L148 99L150 98V99L148 100ZM175 98L178 99V100H175ZM191 98H193V99H191ZM35 99H36V102H35ZM30 100H31L32 103L30 102ZM98 100H95V101H98ZM124 100H126V101H124ZM208 101H211V102H208ZM34 102H35V104H34ZM44 102H45V104H44ZM125 102L126 103L128 102V105ZM140 102H141V104H140ZM165 102H166V104H165ZM42 104H44L43 107L39 106V105H42ZM151 104H152V107H151ZM170 104H172V105L170 106ZM47 105L45 107L49 108L50 106H47ZM154 106L155 107L157 106L156 109L159 112V115H158L157 111H155L156 114L153 111L155 109ZM161 107H162V110H161ZM128 108H129V110H127ZM143 108L145 109V113L146 114L143 112L144 111ZM164 109H167V110L164 111ZM141 110H143V111H141ZM149 111L154 112V114H152L150 112L151 113V115H150V113H147ZM195 112H197V113H195ZM166 113L168 114L167 116L169 118L166 116ZM207 113H208V115H207ZM160 114H161V117H160ZM134 115H135V117H133ZM148 115H150V116H148ZM157 115H158V118H157ZM172 115H173V118H172ZM130 116H132V117H130ZM196 116H198V118ZM3 117H5V115L2 116V118H0V138L2 137V134L4 132ZM175 117L178 118V119H176ZM186 117L188 119H185ZM127 118H129V119L132 118L134 121L131 119L132 122H130L129 119H127ZM134 118H136V119H134ZM140 119H141L142 122L140 121ZM164 120H166V121H164ZM135 121H137L136 124H135ZM155 121H157V122H155ZM143 122H144V124H143ZM147 123H150V124H147ZM151 124H153V125L155 124V125L152 127ZM159 124L160 125L162 124L164 127L160 126ZM194 124H198V125H202L204 127H207V129L205 131V133H206L205 136H201L200 133H197V135H196V132H193V130H194V128H193L194 126L193 125ZM144 125H145V127H144ZM157 126H158V129H156ZM190 126H189V128H190ZM177 127L179 128V130H178ZM212 127L214 128V131H212L213 130ZM143 128H145V129H143ZM176 128H177V130H175ZM125 129H127V130H125ZM146 129L150 133L146 132ZM171 129H173V130H171ZM164 130H165V132H164ZM180 130H181V132H180ZM154 131L156 132V135L159 136V137L155 136V132ZM173 132H175V133H173ZM161 133H162V135H161ZM211 133L212 134L214 133V134L212 135ZM158 134H160V135H158ZM207 135H209V136H207ZM168 136H169V138H167ZM114 137H115V139H117V137H119L118 138V142H117V140L113 139ZM201 137H202V139H201ZM109 138H111L110 141L112 140L110 142V144L108 142ZM120 139L122 140V144H121V140ZM129 139H131V141H133V142H131ZM153 139H154V141H153ZM172 139H174V141ZM191 139H193V140H191ZM114 140H115V142H114ZM164 140H165V142H163ZM175 140H176V142H175ZM194 140H195V142H193ZM206 141L209 142V143H207ZM211 141L212 142L216 141V143L213 142L214 143L213 144ZM201 142L202 143L206 142L207 144L203 143V145H204L203 146ZM105 143H106V145H105ZM135 143H137V144H135ZM116 144H118V145H116ZM167 144H169V145H167ZM147 145L150 147V149L148 151L146 150V148L148 149ZM214 145H215V147H214ZM118 146H119V148H118ZM45 147L47 149V146H45ZM151 147L153 148V150L155 148V150L154 151L151 150L152 149ZM202 147L204 149H202ZM200 148H201V150H200ZM212 148L214 150H212ZM43 149H45V148L42 147L41 149H39V151L37 149L38 152L37 151L36 152L38 153V155H36V157L32 158L29 166H32L35 162H38L37 160H39L44 155L43 154L44 152H42ZM218 149L222 150V151H217ZM18 153L19 152L13 153L7 159L8 162L6 161V164L4 165L3 169L6 170L8 174L13 172L12 170L14 169V164L19 158ZM202 154L203 153H201V155ZM226 157H227V159H225ZM224 159H225V161H223ZM178 162H179L178 164H181L180 161H178ZM221 162H222V164H221ZM228 164H229V166L230 165L231 166L229 167ZM27 167L28 166H26V165L24 166L23 165L22 167H20V171H22V172L25 171V169H27ZM236 170H238V171H236ZM239 171L241 172V174H240ZM236 177H237V179H234ZM238 180H241V181H238ZM241 183H243V184H241ZM254 188H256V191H253V190H255ZM260 189H261L262 192L260 191ZM237 219L239 220V222H238ZM240 221H241L242 224L240 223ZM237 223H239V224H237ZM241 229L242 228H239V232L238 233H241V231L246 230V229H244V230L243 229L241 230ZM238 240L239 239L235 240L234 243L232 244V246H230L229 249L227 248L228 249L227 251L232 252L233 256H235V257L243 258V261H244L243 264H250V263H253V262H254L253 264H264V250H262L261 252H257L256 253L255 251H252V250L250 251L249 249H241L242 248L241 247V243H240V240L239 241ZM2 242L5 244L6 241L4 240ZM2 249L3 248L1 246V251H3ZM222 250H223L222 253H224V252L227 253L226 248H222ZM244 251H245V253H244Z\"/></svg>",
	"mask_w": 264,
	"mask_h": 264
}]
</instances>
